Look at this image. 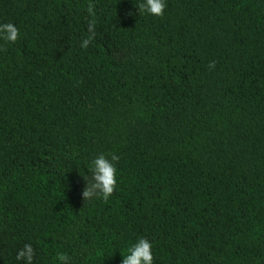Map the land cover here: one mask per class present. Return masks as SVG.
Here are the masks:
<instances>
[{
  "label": "trees",
  "instance_id": "obj_1",
  "mask_svg": "<svg viewBox=\"0 0 264 264\" xmlns=\"http://www.w3.org/2000/svg\"><path fill=\"white\" fill-rule=\"evenodd\" d=\"M140 2L0 0V264H264V0Z\"/></svg>",
  "mask_w": 264,
  "mask_h": 264
},
{
  "label": "clouds",
  "instance_id": "obj_2",
  "mask_svg": "<svg viewBox=\"0 0 264 264\" xmlns=\"http://www.w3.org/2000/svg\"><path fill=\"white\" fill-rule=\"evenodd\" d=\"M166 7V0H141L136 5L138 13L147 15L162 16ZM94 22L89 23V31L93 29ZM19 31L11 23L0 24V39L8 42H15L18 39ZM91 36L82 41L81 47L86 48L89 44ZM210 64L209 67H212ZM118 157L112 154L110 157L101 153L95 156L88 164V174L90 177L85 181V187L82 192L84 201L93 198L108 200L117 186V169L115 162ZM34 249L31 244H25L23 248L17 250L16 260L20 264H34ZM58 259L61 262L66 261L67 257L60 255ZM121 264H154V252L152 242L145 237H138L133 243H130L122 255Z\"/></svg>",
  "mask_w": 264,
  "mask_h": 264
}]
</instances>
